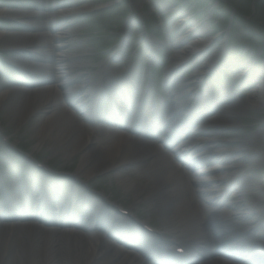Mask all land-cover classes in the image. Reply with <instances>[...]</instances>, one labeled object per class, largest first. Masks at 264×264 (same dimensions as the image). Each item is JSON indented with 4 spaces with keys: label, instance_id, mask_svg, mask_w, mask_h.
Returning <instances> with one entry per match:
<instances>
[{
    "label": "bare ground",
    "instance_id": "obj_1",
    "mask_svg": "<svg viewBox=\"0 0 264 264\" xmlns=\"http://www.w3.org/2000/svg\"><path fill=\"white\" fill-rule=\"evenodd\" d=\"M50 1L41 0L43 3ZM60 4L62 9L58 13H46L42 8L33 10L0 5V20L6 19L20 24L14 28L0 26V50L5 49L16 55L12 61L15 65L39 76L35 77V83L22 80L1 88L0 107L12 99L13 104L10 109L13 117L19 121L23 122L27 118L39 116L40 123L36 128L37 137L42 141L48 140L54 148H63L67 157H78L81 162L78 170L80 176L91 178L106 171L120 173L128 165L138 164L140 161L156 156L160 148L151 150L146 145L134 142L122 127L111 129L115 142L111 146L104 145L95 137L93 129L88 128L76 116V105L79 103L82 105L87 101L89 107H93L96 103L93 95L83 97L87 89L91 87L96 91L105 85L113 89L118 87L119 83H114L103 68L97 78L86 75L84 73L85 63L79 61V56L72 58L68 55L69 49L74 46L69 39V20L84 11H92L96 8L86 4L76 5L67 10L64 9L68 6L67 2ZM59 18L62 19L60 27L53 30L52 22ZM211 42L212 40L205 29H200L189 37L183 35L171 42L176 50L175 59L171 62L180 64L191 61L192 58L201 55L204 50L203 54H206ZM219 60V56L210 58L193 73L188 81L175 84L171 97L172 112L167 118L180 111L178 106L179 108L180 106L188 108L193 102L200 100L198 94L200 83ZM243 73L239 75L240 78ZM258 77L248 99L237 100L220 107L214 114L207 115L205 120L190 133L194 142L190 146L197 148L198 152L210 146L214 150L211 153H215L221 158L214 166L208 167V172L210 176H213L209 180H214L215 185L221 186L223 191L233 180L246 175L245 168L255 164H264V131L253 137L242 139L245 151L250 150L254 155L251 162L246 160V153L236 155V157H241L239 160H231L233 154L227 153V142L222 140L223 130L233 127L236 124V118L257 107H262L264 79L261 74H258ZM72 81H75L73 85ZM183 92L186 94L190 92L187 97L189 101L191 100L189 104L180 103L181 98H185L184 95H186ZM181 93H183L182 96ZM75 95L77 99L80 98L79 101L70 104L69 98ZM204 104L205 102L202 105L196 104L195 111L201 110ZM181 110L184 109L181 108ZM167 122L169 132L173 131L177 125L176 120L172 119L170 122L168 118ZM98 129L100 127L96 130ZM188 146V143L185 142L180 148L189 150ZM175 151L177 152L174 154L175 156L182 152L181 149H175ZM245 151L243 150V152ZM171 156L173 157V155L164 152L161 157H157L152 163L147 164L149 169L156 170L158 173L156 183L150 179L149 183L141 184L131 177L119 176L120 184L127 192L134 193L137 201L141 200L145 194L156 199L159 204L157 208L166 219L179 220L185 223L184 226L189 225L186 221L195 219L194 224L191 223L193 224L191 228L194 231L193 238L186 241V245L191 246V254L194 253L196 245H201L198 249L205 252V258L210 260L211 264H236L232 263V259H226L221 254L210 252L216 250L215 247L220 245V232H217L216 228L208 227L210 221L216 220V217L206 221L208 214L205 218H200L199 215L195 216L196 206L189 199H185L187 198L185 191L189 193L185 177L183 178L175 169V163L172 162ZM215 173L218 175H214ZM29 179V183L33 187L38 185L37 178L29 177ZM194 181L197 182L196 179ZM49 184L51 189L61 190L56 183L49 182ZM236 189L238 197L235 199L230 197L229 201L233 207L236 206V211L239 214L249 216L250 210L246 208V204L261 192L257 186L254 187L241 178ZM59 195L57 191L56 198H59ZM33 196L35 198L34 210H37L34 217L16 216L21 217L20 219L11 215L12 218L6 216L0 219V264H5L6 260L10 262L9 264H147L142 252L145 250H148L147 253L157 252L156 245H151V242L142 251H128L116 239H111L113 235L107 232V229L103 232L98 231L100 233H94L95 235L91 237L86 232L88 226L82 224L81 216L79 222L68 224L63 222L57 214L51 222L46 223L44 219L40 220V217L45 212L43 202L49 199V193L34 194ZM257 202H263L261 197ZM71 209L77 211L74 204L71 205ZM98 209L102 211L104 208L99 206ZM93 210L95 212L96 207H93ZM211 211L210 209L209 213ZM91 214H93L92 209L85 212L83 216L88 218ZM112 220L113 226L120 229L122 225L127 234L132 231L130 226L139 225L132 215L124 217L116 215ZM229 227L233 229L232 237L230 236L231 241L238 242L244 231ZM9 258L12 260L8 261ZM153 259L155 260V257Z\"/></svg>",
    "mask_w": 264,
    "mask_h": 264
},
{
    "label": "rangeland",
    "instance_id": "obj_2",
    "mask_svg": "<svg viewBox=\"0 0 264 264\" xmlns=\"http://www.w3.org/2000/svg\"><path fill=\"white\" fill-rule=\"evenodd\" d=\"M72 1L74 3L85 2L97 9L93 13L76 16L69 22L75 26L70 28L69 39L74 46L69 49L68 55L72 58L77 55L82 56L79 61L89 67L84 70L86 75L96 77L101 68H107L109 73L115 75L121 67V70H127L130 69V66L133 68L138 66V69H141L140 74L144 76L148 56L153 54L154 59L162 63L158 67L159 70L155 78L156 85H161L162 73L171 66L169 62L174 51H170L167 44H165L166 47H157L155 50L153 48L152 51L148 42L165 43L169 42V38L178 32H184V35L188 36V34L197 33L200 29H205L212 40L209 51L205 55L196 57L195 63L190 64L189 71L184 76H189L197 66H201L209 58L216 56L224 58L220 64V70H216L207 80L213 87L216 83L221 84L226 93L231 94L233 98L237 96L241 100L249 98L259 78L258 74H261L264 79V0ZM58 2L59 0H51L49 3H43L41 0H0V5L29 9L38 7L46 12H52L50 8H53L54 3ZM143 20L147 22L149 35H146L144 31ZM0 26L14 28L17 24L1 19ZM125 34H128V38L122 49V60L113 61L112 58L116 56L118 45ZM225 49L227 53L223 57ZM14 57L15 55L8 50H0V73L7 75L0 76V88L8 86V83L19 81L23 77L22 72L12 65ZM114 65H119L120 68ZM242 73L240 78L239 75ZM216 79L218 81L214 84L212 80ZM90 89L86 90L85 95L89 93ZM233 89H237V91L232 93ZM218 92H215V97L218 96ZM12 104V99H9L3 107H0V173L6 181L8 190L14 196L19 197L18 184L12 181L13 176L10 175V179L7 178L8 171H20L25 174L27 169L42 179L44 177L55 178L37 168L35 163H29L35 160L38 163L47 164L50 170L63 174L58 179L62 183H67L70 190L73 187L76 189L88 187L90 191L107 198L114 207L133 212L138 219L150 224L158 232L174 229L173 224L168 225L169 222H166L165 218H161L157 211L152 210V205L147 202L146 194L137 201L135 194L127 192L120 184L119 176H130L139 183L147 184L146 178H138L139 175H135L137 171L125 168L120 173L107 171L98 175L99 177H96L97 175L91 178L79 176L80 159L75 156L67 157L63 148H54L48 140H40L36 135V128L40 123L39 116L27 118L23 122L19 121L13 117L10 109ZM235 122L233 127L222 132L223 140L229 142V151H239L238 139L240 137L247 138L264 131V102L262 107L246 112L243 116L236 118ZM110 141L111 139L108 140V144ZM242 145L240 143V146ZM19 150L24 151V154H21ZM25 153H28V156L32 158L31 161L26 159ZM231 158L240 159L238 156ZM249 169H246L249 177L264 187V165ZM69 174L74 176L73 179L66 177ZM142 176L146 177V174ZM23 181V177L20 178L19 183L22 186ZM185 195L186 200L189 199L196 207H201V203L198 202L194 194L185 191ZM91 199L100 202L96 196H91ZM197 215L198 211L195 216L197 217ZM194 220H190V222ZM11 260L9 258L8 261ZM9 263L7 260L5 261V264Z\"/></svg>",
    "mask_w": 264,
    "mask_h": 264
},
{
    "label": "water",
    "instance_id": "obj_3",
    "mask_svg": "<svg viewBox=\"0 0 264 264\" xmlns=\"http://www.w3.org/2000/svg\"><path fill=\"white\" fill-rule=\"evenodd\" d=\"M214 65H216V63Z\"/></svg>",
    "mask_w": 264,
    "mask_h": 264
}]
</instances>
